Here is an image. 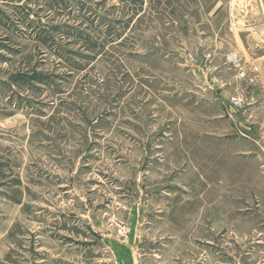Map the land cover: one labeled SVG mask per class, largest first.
Returning a JSON list of instances; mask_svg holds the SVG:
<instances>
[{
    "label": "rangeland",
    "instance_id": "obj_1",
    "mask_svg": "<svg viewBox=\"0 0 264 264\" xmlns=\"http://www.w3.org/2000/svg\"><path fill=\"white\" fill-rule=\"evenodd\" d=\"M246 3L0 0V264H264Z\"/></svg>",
    "mask_w": 264,
    "mask_h": 264
},
{
    "label": "crops",
    "instance_id": "obj_2",
    "mask_svg": "<svg viewBox=\"0 0 264 264\" xmlns=\"http://www.w3.org/2000/svg\"><path fill=\"white\" fill-rule=\"evenodd\" d=\"M247 3L245 6L248 8L242 12L241 8H235L238 16H242L232 26V31H245L244 40L256 38L259 41L257 45V52L253 51L250 54H246L251 62H264V0H245ZM260 2V5H259ZM241 22V25H240ZM240 25L241 28H238ZM242 34V33H241ZM249 141L256 143L254 139Z\"/></svg>",
    "mask_w": 264,
    "mask_h": 264
},
{
    "label": "built area",
    "instance_id": "obj_3",
    "mask_svg": "<svg viewBox=\"0 0 264 264\" xmlns=\"http://www.w3.org/2000/svg\"><path fill=\"white\" fill-rule=\"evenodd\" d=\"M242 12H244L248 7L243 5L240 7ZM209 58V56H208ZM226 63L229 64L230 66H232L236 71H237V74L239 75L240 78H245L246 76V72L244 71V68L242 66V63H241V59L239 58V56L234 53V52H231L229 54L226 55ZM240 104H241V101L239 99H235V98H232L231 100V105L234 106V107H240Z\"/></svg>",
    "mask_w": 264,
    "mask_h": 264
},
{
    "label": "trees",
    "instance_id": "obj_4",
    "mask_svg": "<svg viewBox=\"0 0 264 264\" xmlns=\"http://www.w3.org/2000/svg\"><path fill=\"white\" fill-rule=\"evenodd\" d=\"M42 39V40H41ZM39 40H41L40 42H42V44L44 43H47L48 42V39L46 38V37H40L39 39H38V41Z\"/></svg>",
    "mask_w": 264,
    "mask_h": 264
}]
</instances>
